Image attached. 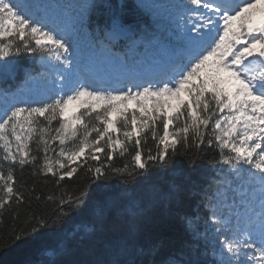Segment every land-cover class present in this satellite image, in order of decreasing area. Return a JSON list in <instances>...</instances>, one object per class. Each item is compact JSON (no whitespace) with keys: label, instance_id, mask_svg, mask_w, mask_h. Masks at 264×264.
Segmentation results:
<instances>
[{"label":"snow or ice","instance_id":"obj_1","mask_svg":"<svg viewBox=\"0 0 264 264\" xmlns=\"http://www.w3.org/2000/svg\"><path fill=\"white\" fill-rule=\"evenodd\" d=\"M143 9L167 35L131 18ZM93 13L104 20L89 32ZM94 37L99 52H82ZM161 41L147 67L116 51ZM20 71L15 90L0 88V224L23 211L30 227H13L11 242L52 241L46 261L26 264H264V0H135L131 11L125 0H0V79ZM209 150L211 174L197 180ZM178 156L183 169L161 175ZM25 168L58 193L22 182ZM81 171L87 182L69 189ZM186 194L199 197L195 214L181 211ZM41 200L55 207H33ZM158 210L190 239L166 249L152 234Z\"/></svg>","mask_w":264,"mask_h":264},{"label":"trees","instance_id":"obj_2","mask_svg":"<svg viewBox=\"0 0 264 264\" xmlns=\"http://www.w3.org/2000/svg\"><path fill=\"white\" fill-rule=\"evenodd\" d=\"M165 4L167 3H176L174 0H162ZM54 3H60L64 5H73L77 3H82L84 0H53ZM127 5L129 6V10L131 11L132 6L135 0H125ZM146 4L155 3L153 0H144ZM132 19L139 20L142 24L150 26L153 30H156L158 34L167 35L164 31L166 27V22L162 21L157 27L156 24L153 23V16L150 14L148 9H143L136 12ZM104 17L102 15H98L97 13H93L91 15V25L88 28L89 32H94L95 26L97 22L103 23ZM85 44H92L98 47L97 38L92 39H83L82 42ZM145 45V44H143ZM83 46V45H81ZM139 51L142 50L143 46L140 45ZM136 48H119L116 51L121 52L123 57L127 59H131L132 53L135 52ZM141 53V52H138ZM19 64L21 67L28 66L30 61L25 58H20ZM36 72H40L41 68L38 65L33 66ZM23 78V72L20 71L17 73L16 78L13 80L11 78L5 80L0 79V88L9 87L11 90H15V88L19 85L20 81ZM131 108V107H129ZM116 113H112L111 119H115ZM111 130V128H110ZM151 144V141H149ZM115 163L119 166L123 163V161L119 158H116ZM215 160L213 159L212 151L209 150L208 156L205 158L203 163L197 165V173L194 174V178L200 180V174L204 173L205 175L211 174L213 164ZM184 166L183 157H176L173 164L167 169V172H162L161 175H173V170H182ZM155 171H160L159 169ZM17 177L23 182L26 181L29 186L33 184L35 181V191L42 193L43 195H47L49 192L57 191L55 189L54 184L52 182V178L49 177L45 180L43 177H33L31 175L30 168H25L22 172L18 169L16 173ZM87 182V177L84 171L78 173V175L73 180H67L64 182L67 184L69 189L73 186H83L84 183ZM108 183L113 185H121V181L117 178H113ZM122 186V185H121ZM199 202V197L195 194H186L184 197V203L182 205V212L188 213L190 215L195 214L197 211V204ZM39 206L41 211L47 210L51 211L55 205L51 203H45L43 200L41 201H33V207ZM203 212V208L200 209ZM72 226L71 222L65 225L66 228H70ZM15 227L19 229L21 227L27 230L30 225L26 223L25 213L22 211L20 218L13 222L10 214L6 213L4 217V223L0 224V264H26V262H36L44 260L46 261L48 257L45 255V250L50 247L52 241L51 238L46 235L45 232H41L34 237H30L27 240H22L18 243H12L10 240L11 229ZM152 234L162 240L164 242L166 249H171L173 247L178 246L183 243L185 240L190 239L187 232L184 230V225L180 222V220L172 215H164L163 210H158L157 212V221L152 229Z\"/></svg>","mask_w":264,"mask_h":264},{"label":"rangeland","instance_id":"obj_3","mask_svg":"<svg viewBox=\"0 0 264 264\" xmlns=\"http://www.w3.org/2000/svg\"><path fill=\"white\" fill-rule=\"evenodd\" d=\"M178 3H181L182 2V0H179V1H177ZM162 48H163V46H159V51H162ZM141 61V59L138 61V63H141L140 62ZM144 63H143V65L144 66H150V65H152V64H154V62H156V61H159V59H155L153 62H151V61H149V59H143L142 60ZM142 64V63H141ZM181 95H183V93L181 94ZM171 103L173 104V105H175L176 103H177V101L175 100V99H172L171 100ZM130 104H132V102L130 103ZM151 105V102L149 101V106ZM136 105H135V103H134V105H131V107L133 108V107H135ZM78 106H76V104L74 105V104H71V105H69V108L66 110V115H72L75 111H77L78 110V108H77ZM70 108H74V110L72 111L71 110V112H68L69 111V109Z\"/></svg>","mask_w":264,"mask_h":264},{"label":"bare ground","instance_id":"obj_4","mask_svg":"<svg viewBox=\"0 0 264 264\" xmlns=\"http://www.w3.org/2000/svg\"><path fill=\"white\" fill-rule=\"evenodd\" d=\"M71 110L73 111V110H74V108H70L68 112H71Z\"/></svg>","mask_w":264,"mask_h":264}]
</instances>
